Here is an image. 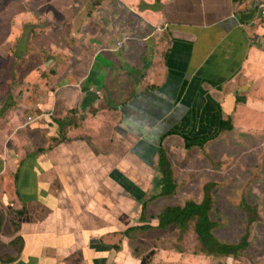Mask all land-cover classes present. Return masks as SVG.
Listing matches in <instances>:
<instances>
[{"label":"crops","instance_id":"0c3cea01","mask_svg":"<svg viewBox=\"0 0 264 264\" xmlns=\"http://www.w3.org/2000/svg\"><path fill=\"white\" fill-rule=\"evenodd\" d=\"M46 4L13 19L50 23L30 42L52 56L55 74L41 77L37 106L56 140L36 153L37 138L23 129L24 148L0 159L22 209L8 246L0 241V264H172L158 244L171 235L153 234L155 198L147 200L160 192L158 148L176 172L191 169L195 147L255 133L244 135L242 109L264 134V0H113L104 12L87 0ZM54 21L71 43L58 45ZM36 63L32 75L45 70Z\"/></svg>","mask_w":264,"mask_h":264},{"label":"rangeland","instance_id":"374dc122","mask_svg":"<svg viewBox=\"0 0 264 264\" xmlns=\"http://www.w3.org/2000/svg\"><path fill=\"white\" fill-rule=\"evenodd\" d=\"M7 1L9 0H0V159L6 151L12 150V153H14L13 148H24V142L21 139L23 129L27 131L31 129V138H37L39 143L31 146V149L36 153L39 152L37 147L43 144V139L46 140L49 137V141L52 142L50 145H53L56 140L41 128L40 124L42 121H39L40 110L37 106V102H40L44 96V92L40 90L42 88L39 87L40 85L46 86L45 81L41 80V77L43 74H55L54 65L50 63L49 59L52 56L46 49L41 52L37 51V46L30 42L32 38H35L36 33H42L50 23L45 19L37 18L35 19L37 25L35 26L34 17L31 13H29L32 16L31 19L23 18L19 22L15 20L20 15L18 12L24 9L34 12L48 11L46 2L50 0H10L9 3ZM87 3L89 7L94 4V1L87 0ZM39 5L40 9L38 11ZM106 9L108 11L111 10L107 6ZM104 10L102 9V12ZM91 14L92 11H88L87 15ZM13 15L16 16L14 19ZM38 15H41V13H37V17ZM66 23L69 27L71 26L70 21ZM51 25H57L54 32L59 37L58 45L62 46L63 43H71L69 41L70 32L67 31L66 27H64V31H61L59 30L58 22L54 21ZM44 46H47V40H44ZM39 59L44 64L45 70L40 69L38 66V72L32 75L29 70L37 64L36 61ZM50 86L53 88V84H50ZM29 115H32V120H29ZM238 120L242 123L240 126L245 128L243 129L245 136L246 133L255 132L249 133L251 135L248 137L249 139L244 137V141L242 140V144L247 142V147L251 148V152L248 155L240 154L238 157L232 155L234 151L239 150V146L235 138L233 140L228 139L222 143L223 150L221 148L219 150L217 146L211 144L210 147H205L200 152V154L205 156L203 165L198 164L191 169L185 167L177 172L176 169L172 168L177 175L174 174L177 190L171 196L154 197L155 205L152 211L156 212L155 215L163 212L168 206L182 204L187 198L199 201L203 194V189L200 188L201 184L205 179H210L211 182L221 179V175L216 177L218 172L228 173V169L223 168L227 166V163L231 162V158L238 160L243 169L248 163L252 164L251 160L254 163L257 162L255 152L261 147L262 149L264 148L262 146V143L264 144V134L251 127L261 128L262 120H257V117L249 109L240 110ZM43 121L49 125L48 127L54 125V120L51 118ZM21 131L22 133L18 135ZM61 136L63 137V135ZM233 136L236 137L235 135ZM226 137H230V134L223 136L224 139ZM17 138L20 139L18 143L16 142ZM27 147L28 149L30 148V146ZM208 149L214 151L215 157L207 156L206 151ZM224 150H227V153ZM173 157L174 154L170 153V159ZM262 159L264 162V157ZM232 165L234 172L237 166L236 161ZM2 169L0 170V241L4 246H7L3 238L8 239L11 236L13 225L10 224L13 221L16 223L20 214L17 212L15 204L13 185L9 186L4 183L3 175L1 174ZM233 172L231 176L226 174L229 178L226 186L224 177H222L223 186H220L215 181L216 186L213 188V206L211 210V218L217 222V225L213 228L214 234L219 240L229 243L237 242L240 239V233L244 229L243 224L246 223L245 215L239 212L235 205L237 203H232L228 198L233 192L236 193L241 180L240 176L233 175ZM262 173H264V165L260 169V174L263 178L255 180L250 194L247 195L248 201L254 204L259 212V218L251 225L248 247L236 256L207 255L205 252L200 251L192 220L189 221L188 227L183 231L175 226H170L166 229L157 228L153 231L154 235L162 233L171 235V239L167 243L161 244L158 242V244L160 247L172 252V264H264V240H262L264 238V175ZM210 174H213L211 178ZM249 174H251V171L248 169L247 175ZM258 229H261L260 233L262 236L259 237L260 239L257 238L259 234L255 233ZM159 259L160 261H165L164 257H159Z\"/></svg>","mask_w":264,"mask_h":264},{"label":"trees","instance_id":"16d2710c","mask_svg":"<svg viewBox=\"0 0 264 264\" xmlns=\"http://www.w3.org/2000/svg\"><path fill=\"white\" fill-rule=\"evenodd\" d=\"M94 4H91L90 7L93 10L101 11L102 9H106V6H109V2L113 5V0H93ZM8 3L10 2L7 1ZM228 131L232 130V126L227 128ZM228 138L225 139V142ZM235 140L238 142L239 150L234 151L232 155L238 157L240 154L248 155L251 152V148L247 147L246 144H242V139L236 137ZM244 141V140H243ZM254 144V143H253ZM264 147V144L262 143ZM199 151H202L204 147H195ZM219 150L220 148L223 150V145L217 147ZM227 153V150H224ZM158 165L157 169L161 173L159 176L158 187L160 192L155 195H151L149 199L151 200L154 197L160 196H171L173 195L176 190V177L174 175V171L171 167V163L168 159L167 153L165 149L159 147L158 148ZM207 156H214L215 153L213 150L208 149L206 151ZM255 156L257 158V162L254 163L251 160L252 164H247L243 169L239 164L238 160L233 158L230 159L231 162L227 163V166L223 169H228V173H219L216 177L221 175V179H216L215 181L218 182L220 186H223L222 177L225 178L226 184L229 182V178L226 176H231L233 172V165L236 161V167L233 172V175H239L240 185L236 189V193L233 192L228 198L232 203L235 204L238 211L243 213L246 217V223L243 224V231L240 233V239L237 242H226L219 240L213 232V228L217 225L216 221H213L211 218V210H212V197H213V188L216 186V182H211L210 179H205L204 182L201 184L200 188L203 189L202 198L199 201H194L192 198H187L183 201L182 204L168 206L163 212L157 215L158 219V227L160 229H166L170 226H175L179 230L183 231L188 227L189 221L194 222V233L197 237V240L200 245V251L205 252L207 255H233L236 256L239 253L243 252L249 245V235L251 232V225L259 218V212L254 204L248 201L247 195L251 192V187L254 186L253 183L255 180L262 179V175L260 174V169L264 165L263 157H264V148H259L255 152ZM197 165H203L205 162V156L200 154L199 157L196 159ZM256 164V165H255ZM204 169V168H203ZM222 169V170H223ZM251 171V174L247 175V171ZM221 171V170H220ZM214 174V173H213ZM213 174H210V178ZM264 175V173H262ZM180 176V175H179ZM214 180V179H211ZM137 198L140 199V194H136ZM147 200H144L145 203ZM214 202V201H213ZM20 206H17V212L20 214L22 213V209ZM10 225H15V222H11ZM261 229L255 231L257 238L261 237L262 234L260 233ZM260 239V238H259ZM264 240V238L262 239ZM12 243H17L16 241ZM7 245V244H5ZM8 246V245H7ZM2 247H6L2 244Z\"/></svg>","mask_w":264,"mask_h":264},{"label":"built area","instance_id":"2783aa9c","mask_svg":"<svg viewBox=\"0 0 264 264\" xmlns=\"http://www.w3.org/2000/svg\"><path fill=\"white\" fill-rule=\"evenodd\" d=\"M258 14L261 20V26L264 28V6L258 8ZM29 120H32V115H29Z\"/></svg>","mask_w":264,"mask_h":264}]
</instances>
